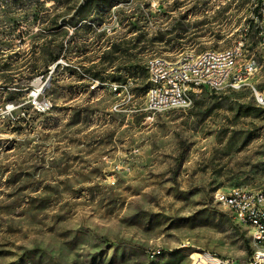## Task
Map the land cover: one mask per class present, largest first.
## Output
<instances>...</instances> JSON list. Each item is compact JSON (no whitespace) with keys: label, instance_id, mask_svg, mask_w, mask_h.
<instances>
[{"label":"rangeland","instance_id":"1","mask_svg":"<svg viewBox=\"0 0 264 264\" xmlns=\"http://www.w3.org/2000/svg\"><path fill=\"white\" fill-rule=\"evenodd\" d=\"M77 5L73 19V1L0 0V264H192L203 253L246 263L250 231L213 194L264 186V106L249 87L205 89L192 107L152 114L143 62L222 49L245 33L264 97V0ZM63 14L61 66L43 85L53 63L35 75L30 65L44 60L30 47Z\"/></svg>","mask_w":264,"mask_h":264},{"label":"built area","instance_id":"2","mask_svg":"<svg viewBox=\"0 0 264 264\" xmlns=\"http://www.w3.org/2000/svg\"><path fill=\"white\" fill-rule=\"evenodd\" d=\"M257 48L264 53V26L257 33ZM252 42L239 37L222 49L206 48L199 52L186 49L167 58L162 54L148 56L144 62L147 75L145 109L152 114L172 108L192 107L202 90L218 92L223 89H253L257 104L264 106V97L252 84V77L261 67L254 52L246 53ZM54 64L49 70L50 75ZM91 82L97 78L87 76ZM45 82L43 83V85ZM37 89L38 92L43 88ZM124 85L111 83L114 91ZM35 99L37 93L33 91ZM36 101H34L35 103ZM216 203L227 209L233 220L249 229L252 253L244 264H264V186L249 188L231 186L217 189L213 194ZM192 264H234L209 253L196 255Z\"/></svg>","mask_w":264,"mask_h":264},{"label":"trees","instance_id":"3","mask_svg":"<svg viewBox=\"0 0 264 264\" xmlns=\"http://www.w3.org/2000/svg\"><path fill=\"white\" fill-rule=\"evenodd\" d=\"M69 2V1H73L74 5L75 6V10H74V14H73V19H77V17L80 15V12L82 11L83 9V6H80V5H77V0H57V2ZM66 25V22H65V15H60V16H57V15H52V17H50L49 19L46 20L45 22V27L46 29H43L42 32L46 33L45 35L43 34V36L41 37V43L37 44V45H32L30 47V50L32 53H34V55H38V58L40 57V59H43L44 62L43 64L39 67V69H37V66L35 63L30 65V69H31V72H34L35 75L38 74V75H41V76H44L48 73V68H49V65L47 63V61H51V63L54 64V69L56 70V68L60 67L61 66V63L57 62V59L63 54V51H64V48H65V45H64V42H63V39H56L55 37L56 36H59V35H63L62 32L63 31V28L64 26ZM122 45L121 44H118L116 45L114 42H113V53L115 52H119L121 53L126 51L125 49H123V47H121ZM11 51H14L12 49H10ZM133 61L130 62L129 65L126 66V70L128 71V74H131V75H134L137 73V70L139 68V66L137 64H135V60L134 58L132 59ZM53 69L52 73L55 71ZM52 73L50 75V77L52 76ZM33 78V76H30L29 77V81L26 82L25 84H22L21 86H18L20 90L22 89H28V83L30 82V80ZM94 78H97L96 76ZM126 77H123V80H125ZM114 81H121L120 78L118 79H115L113 78ZM147 84H145L144 88H146ZM46 90V87L43 88V92Z\"/></svg>","mask_w":264,"mask_h":264},{"label":"water","instance_id":"4","mask_svg":"<svg viewBox=\"0 0 264 264\" xmlns=\"http://www.w3.org/2000/svg\"><path fill=\"white\" fill-rule=\"evenodd\" d=\"M49 78H50V75L47 76L45 83L49 80Z\"/></svg>","mask_w":264,"mask_h":264}]
</instances>
